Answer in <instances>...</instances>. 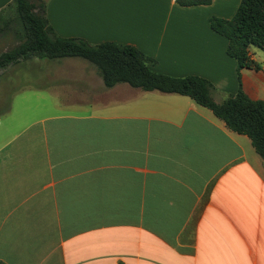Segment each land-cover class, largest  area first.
I'll use <instances>...</instances> for the list:
<instances>
[{"label": "crops", "instance_id": "obj_1", "mask_svg": "<svg viewBox=\"0 0 264 264\" xmlns=\"http://www.w3.org/2000/svg\"><path fill=\"white\" fill-rule=\"evenodd\" d=\"M13 5L0 0V13ZM239 5L45 0V16L60 37L135 46L156 72L226 96L240 73L264 102L259 55L238 72L209 24ZM46 66L0 112V262L264 264V160L249 137L188 96L108 88L86 60Z\"/></svg>", "mask_w": 264, "mask_h": 264}, {"label": "trees", "instance_id": "obj_2", "mask_svg": "<svg viewBox=\"0 0 264 264\" xmlns=\"http://www.w3.org/2000/svg\"><path fill=\"white\" fill-rule=\"evenodd\" d=\"M181 7L207 6L214 0H175ZM14 4L28 33L26 42L0 59V64L21 57L38 55L49 59L79 58L93 64L104 84L112 88L128 84L144 91H159L192 98L223 121L231 131L249 137L256 152L264 160V102L251 100L242 89L217 103L213 98L215 86L200 76L184 78L158 73L153 69L154 59L132 45L112 42L91 44L81 38L58 36L46 16L35 13L32 0H14ZM211 29L228 40L226 53L235 59L238 72L242 68L259 69L253 59L252 47L264 52V0H240L239 8L231 19L211 17ZM0 264H4L0 262Z\"/></svg>", "mask_w": 264, "mask_h": 264}, {"label": "rangeland", "instance_id": "obj_3", "mask_svg": "<svg viewBox=\"0 0 264 264\" xmlns=\"http://www.w3.org/2000/svg\"><path fill=\"white\" fill-rule=\"evenodd\" d=\"M32 3L36 7L35 13L44 17L45 0H32ZM27 37L28 33L15 4L0 13V59L23 45ZM252 49L259 55L260 60L263 61L264 52L256 47H252ZM53 60L38 55H31L0 64V112L6 98L5 95L13 89L12 87L21 88L26 80L25 77L40 73L43 68L47 67L46 64ZM262 61H260L261 66L264 65ZM212 95L214 100L221 103L230 97V95L226 96L218 93V91H213Z\"/></svg>", "mask_w": 264, "mask_h": 264}]
</instances>
